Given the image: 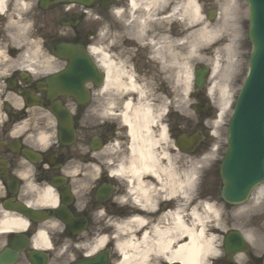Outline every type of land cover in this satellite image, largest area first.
Returning <instances> with one entry per match:
<instances>
[{"label": "flooded vegetation", "instance_id": "obj_1", "mask_svg": "<svg viewBox=\"0 0 264 264\" xmlns=\"http://www.w3.org/2000/svg\"><path fill=\"white\" fill-rule=\"evenodd\" d=\"M185 1L4 0L0 264H119L125 234L169 225L189 171L177 139L204 127ZM219 1L197 0L204 19Z\"/></svg>", "mask_w": 264, "mask_h": 264}, {"label": "bare ground", "instance_id": "obj_2", "mask_svg": "<svg viewBox=\"0 0 264 264\" xmlns=\"http://www.w3.org/2000/svg\"><path fill=\"white\" fill-rule=\"evenodd\" d=\"M224 3V2H223ZM222 3V4H223ZM239 7L243 3L237 2ZM236 1H227L224 3L225 12L234 11ZM3 6V0H0V7ZM224 15L215 23L207 22L197 4V0L185 1V19L188 23V37H197L201 42L208 41V47L204 49L202 59L214 62L213 78L219 81L209 88V95L215 97L218 94V100L221 102L219 119L230 108L231 101L228 100L229 85L241 74L243 65V49L247 38L244 30H235L231 33L224 30L227 26L229 17ZM197 24L195 29L191 27ZM230 31V32H229ZM236 54L237 60L230 62L229 67L234 68L235 72L232 80L221 83L222 67L220 62L226 58L224 54ZM188 79L191 80V71L188 68ZM227 77V76H226ZM146 119L149 118V111L145 113ZM212 152L199 157L193 156L194 164L202 163L204 166L212 160ZM194 171L188 172L184 189L185 192L179 195V206L177 210L169 213V225L161 228L157 227L153 231L152 238L148 232H144L140 240H136L132 234H125L126 238L119 244L121 252V261L119 264H157L160 261L176 260L181 264H207L208 258L218 252L215 244L217 235L216 229L222 228V217L230 216L237 222L245 223V226L254 229V222L261 219V226L264 225V183L256 187L253 198L246 203L235 206L233 211L226 213L220 201L210 202V200L201 199L199 193H195L197 187L195 172L198 171L196 165ZM171 185L174 187V173H170ZM181 189V182L178 184ZM125 230V229H124ZM250 238V236H249ZM253 240V238H252Z\"/></svg>", "mask_w": 264, "mask_h": 264}, {"label": "water", "instance_id": "obj_3", "mask_svg": "<svg viewBox=\"0 0 264 264\" xmlns=\"http://www.w3.org/2000/svg\"><path fill=\"white\" fill-rule=\"evenodd\" d=\"M248 2L251 8L250 38L255 48L252 56V60L253 58L254 60H253L251 74L246 82L245 88L243 90L239 104L234 114V118L232 122V131L235 129L236 126H239L241 108L245 104L244 101L246 99L248 92L250 91L251 87L254 86V80L257 75V69H258V62L262 55V48L258 41V30H259L260 15L262 14V7L264 6V0H248ZM202 84L203 83L201 81L198 83V85H202ZM261 127L264 132V122H262ZM254 137H255L254 134L252 133V131H250V139L252 141H255ZM233 149L234 147L232 148L230 147L229 152L225 157L221 168V174L224 181L222 196L224 199H226L229 202L237 203L246 200L255 183L264 178V162H263L264 155H261L262 154L261 153L259 155L261 159H257L255 163L250 165V167H252L253 169V172L252 174H249V176L256 175L257 178L256 179L254 178V180L252 181L243 182V175L241 173V168H239L238 165L242 166L244 162L236 158V155H234L233 153ZM229 244L230 241L229 238H227L226 245L228 246Z\"/></svg>", "mask_w": 264, "mask_h": 264}, {"label": "rangeland", "instance_id": "obj_4", "mask_svg": "<svg viewBox=\"0 0 264 264\" xmlns=\"http://www.w3.org/2000/svg\"><path fill=\"white\" fill-rule=\"evenodd\" d=\"M245 5V8L243 10V28L247 29V26H248V22L246 21V19H248V7H247V4L246 2L244 3ZM13 24H16L15 21H13ZM16 28L17 25H15ZM31 25H30V22L28 23V28L30 29ZM245 29V31H246ZM190 46V44H188ZM202 45H205L202 44ZM244 55L243 59V65H242V68L240 70V75L237 77V79H235V81L231 84L230 82V85H229V81L232 80L233 78V75H234V72H235V67L234 68H230L229 67V64L230 62H233V61H236L237 60V55L236 54H226V60L224 61L223 58L221 59V61L223 62L224 64V68L222 69V76L220 78V81L221 83L227 78L226 80V83H228L229 85V96H228V100L229 101H232L234 102L235 98H236V95L242 85V82L247 74V69H248V60H249V55H250V52H251V45L249 42H247V44L245 45V48L241 51ZM190 54V53H189ZM199 62V59H189V64L193 65V64H197ZM203 63H208V61H205V60H202ZM190 66V65H189ZM227 76V77H226ZM215 82L219 81L218 78H215L214 80ZM190 87V86H189ZM215 99H216V102L214 101L213 102V98L211 99L212 101H208L209 104L212 106L211 108L214 109V111L216 113L220 112V106H221V102L218 100V94L216 93V96H215ZM230 113H231V108H227L225 110V113L222 115V118L219 119V117H215L213 116V118H210L208 121H207V126H210L212 130L215 131V136L216 138L213 137L214 139V142H213V145L211 146V151H212V160L214 161L215 159H218V162H220L221 160V157H222V153L223 151L225 150V144H226V139H227V122H228V119L230 118ZM213 120H215L213 122ZM213 123L215 124L213 127ZM212 137H211V141H213ZM205 150H210V148H207L205 147ZM190 164V163H189ZM212 164V163H211ZM218 163L216 165H214V168H213V172H214V177H216L215 175V171H217L218 169ZM210 166V162L205 166V167H209ZM218 179V178H217ZM214 178L211 177L210 181L213 182V184H215V186L213 188H217L218 187V184H219V181ZM227 207V210L226 211H230V209L232 208L231 206H228L226 205ZM223 220H225V225L223 227V229H226L228 228L227 226L229 227H232V228H236L237 226H239V228L242 229L241 226H243L242 224L243 223H239L238 225H236L238 222H235V220L233 218H231L230 216L229 217H226L224 216L223 217ZM260 225V221H256L255 222V226H259ZM226 226V227H225Z\"/></svg>", "mask_w": 264, "mask_h": 264}]
</instances>
